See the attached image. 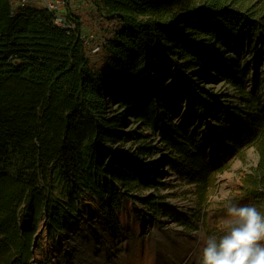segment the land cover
Instances as JSON below:
<instances>
[{"label":"trees","instance_id":"trees-1","mask_svg":"<svg viewBox=\"0 0 264 264\" xmlns=\"http://www.w3.org/2000/svg\"><path fill=\"white\" fill-rule=\"evenodd\" d=\"M95 7L79 15L82 28L92 22L100 34L93 54L47 11L11 18L9 1L0 0V264H40L41 225L54 241L79 217L85 196L108 210L119 234L123 200L160 186L161 163L152 161L146 134L173 157L187 156L188 130L220 101L198 82L218 71L247 97L250 69L241 57L259 48L264 61V0H97ZM227 52L240 57L230 55L228 65ZM179 111L182 125L172 120ZM132 119L137 132L129 131ZM255 122L247 148L259 163L239 190L264 213V113ZM134 200L155 217L163 211L161 197Z\"/></svg>","mask_w":264,"mask_h":264},{"label":"rangeland","instance_id":"rangeland-1","mask_svg":"<svg viewBox=\"0 0 264 264\" xmlns=\"http://www.w3.org/2000/svg\"><path fill=\"white\" fill-rule=\"evenodd\" d=\"M96 1L86 0L91 5L79 15L95 11ZM88 25L83 27V36L89 51L96 54L100 34L94 23ZM260 52L259 48L255 53L245 50L241 57L243 69H250L244 83L247 97L227 84L225 75L218 71L198 82L202 89H213L220 101L214 109L198 116L188 130L191 142L187 156L173 157L156 135L146 134L151 137L149 145L155 147L152 161L161 163L160 186L158 191L136 192L123 200L122 208L116 213L119 234L112 233L114 227L108 210L99 201L85 196L79 217L54 241L41 225L36 261L40 264H200L203 241L220 234L225 203L252 204L250 199L240 196L239 189L242 177L259 163L256 150L247 147L259 131L255 119L264 113V61ZM230 55L234 59L240 57L224 53V63ZM187 105L183 103L185 109ZM184 112L173 115L175 124L185 122ZM132 120L129 131L137 132ZM203 185H206V201L202 199ZM151 196L163 199L159 201L163 211L158 217L134 200V197Z\"/></svg>","mask_w":264,"mask_h":264},{"label":"clouds","instance_id":"clouds-1","mask_svg":"<svg viewBox=\"0 0 264 264\" xmlns=\"http://www.w3.org/2000/svg\"><path fill=\"white\" fill-rule=\"evenodd\" d=\"M220 224V234L203 241L200 264H264V213L229 201Z\"/></svg>","mask_w":264,"mask_h":264},{"label":"built area","instance_id":"built-area-1","mask_svg":"<svg viewBox=\"0 0 264 264\" xmlns=\"http://www.w3.org/2000/svg\"><path fill=\"white\" fill-rule=\"evenodd\" d=\"M11 18L27 9L47 11L53 19V25L68 35H79L85 43L79 12L88 9L91 4L86 0H8ZM75 3H78L76 6Z\"/></svg>","mask_w":264,"mask_h":264},{"label":"bare ground","instance_id":"bare-ground-1","mask_svg":"<svg viewBox=\"0 0 264 264\" xmlns=\"http://www.w3.org/2000/svg\"><path fill=\"white\" fill-rule=\"evenodd\" d=\"M190 240H193V238L189 237Z\"/></svg>","mask_w":264,"mask_h":264},{"label":"water","instance_id":"water-1","mask_svg":"<svg viewBox=\"0 0 264 264\" xmlns=\"http://www.w3.org/2000/svg\"><path fill=\"white\" fill-rule=\"evenodd\" d=\"M38 239H39V235H38V237H37V241H38Z\"/></svg>","mask_w":264,"mask_h":264}]
</instances>
